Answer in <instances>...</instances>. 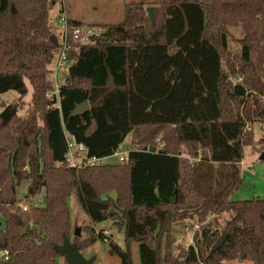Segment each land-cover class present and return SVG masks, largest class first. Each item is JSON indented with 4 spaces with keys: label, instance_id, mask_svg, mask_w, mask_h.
<instances>
[{
    "label": "trees",
    "instance_id": "trees-1",
    "mask_svg": "<svg viewBox=\"0 0 264 264\" xmlns=\"http://www.w3.org/2000/svg\"><path fill=\"white\" fill-rule=\"evenodd\" d=\"M55 3L0 0V96L32 89L26 116L14 103L0 110V249L11 253L0 264H57L65 238L83 251L107 237L92 226L105 220L123 230L124 246L108 241L121 264H134L133 240L140 264H264V199L230 198L252 125L264 122V0H153L155 23L131 3L90 43L72 33L90 25L68 16L72 63L59 98L47 95L61 49L50 39ZM84 100L90 110L72 116ZM66 134L90 157L127 139L134 148L127 162L65 169ZM43 189L46 202L34 203ZM72 192L90 219L82 240L71 238ZM189 218L200 227L194 244H174L175 224Z\"/></svg>",
    "mask_w": 264,
    "mask_h": 264
},
{
    "label": "rangeland",
    "instance_id": "rangeland-1",
    "mask_svg": "<svg viewBox=\"0 0 264 264\" xmlns=\"http://www.w3.org/2000/svg\"><path fill=\"white\" fill-rule=\"evenodd\" d=\"M153 0H56L54 7L50 11V23L54 30V34L61 42V28L57 27L59 14L62 11L67 10L74 19L86 22L93 28L94 32H99L103 25L114 24L122 22L125 14V7L131 3L143 2L146 4V12L148 7L154 6ZM148 14V12H147ZM233 37L229 41V48L231 52L241 53L240 44L237 38L241 37V31L239 29H231ZM55 59L51 63L50 68L56 67L58 61V52L54 55ZM69 64H65L57 74H49V83L55 88L64 85L68 77ZM31 86H29V94L22 98L15 90H10L2 93L0 96V110L4 105L15 104L19 107V113L26 116L31 110ZM254 142L250 145L244 146V158L239 163L238 167L241 173V180L239 185L234 189L230 198L234 201H240L243 199L262 198L264 199V150H261V140L264 139V122L255 120L252 125ZM120 148L132 149L134 145L130 142V139L125 141V144ZM184 152L186 150L183 149ZM108 163H118L119 159L112 155L106 159ZM29 181H26L19 188V195L23 197L26 193ZM68 199L70 212L72 213V237L75 232L79 235L80 240L84 239L86 233L83 227L90 222L89 216L86 212H83L78 197L75 192L70 194ZM33 202L36 204H42L46 202L45 190L43 189L40 194L33 198ZM213 216H209L206 221L212 219ZM228 217L227 214H223L219 217V224L223 226L224 221ZM97 232H104L108 240L97 239L92 245L86 247L81 251L85 258H94V264H121L120 258L117 255H113L109 252V240H114L118 245L124 246V233L121 228H118L110 220H105L101 223L92 224ZM199 225L193 219H184L181 223L175 224L176 240L175 243H181L187 247L190 240H193V234L196 229H199ZM106 230L108 233H106ZM132 254L134 264H140L139 258V245L133 240L131 241ZM65 257L62 255L58 259L57 264H63ZM225 264H252L250 261L238 260L226 261Z\"/></svg>",
    "mask_w": 264,
    "mask_h": 264
},
{
    "label": "built area",
    "instance_id": "built-area-1",
    "mask_svg": "<svg viewBox=\"0 0 264 264\" xmlns=\"http://www.w3.org/2000/svg\"><path fill=\"white\" fill-rule=\"evenodd\" d=\"M67 20H68V15L62 11V13L59 14V19L57 22L58 23L57 27L61 28V42H60L61 49L58 52V61L56 67L52 69V73L54 75H56L57 71L60 70L65 64H69L70 66L72 63L69 57H67V54L71 47L68 41L69 26ZM72 33L74 35V38L76 40L81 41L82 43H90L92 41L91 37L98 34V32L97 33L94 32L93 28L90 26L74 27ZM51 87L52 90H48L47 95L49 97H53L54 95H56L57 98H59V92H58L59 87L55 88L54 90L52 85ZM66 143H68V147L64 159L62 160L63 162L61 163V165L65 169L67 168L81 169L84 168V166H90V167L99 166L102 163H105L104 159L108 158V157L100 158L96 156H92V157L88 156L87 154L88 151L85 144L76 142L73 136L69 134H66ZM123 145H121L120 148H123L122 147ZM120 148L113 155H115L119 159V162H127L129 160L128 155L130 149L127 148L122 150ZM20 206L23 210H27L29 208V205L26 204L25 202H21ZM106 233H108L107 230ZM104 240L107 241L108 238L105 237ZM189 243L194 244L192 239L190 240ZM10 257H11V253L8 249H0V259L2 258L8 260L10 259Z\"/></svg>",
    "mask_w": 264,
    "mask_h": 264
},
{
    "label": "water",
    "instance_id": "water-1",
    "mask_svg": "<svg viewBox=\"0 0 264 264\" xmlns=\"http://www.w3.org/2000/svg\"><path fill=\"white\" fill-rule=\"evenodd\" d=\"M148 15L150 19L155 23V6H150L147 9ZM50 39L55 43L58 44V40L56 38L55 34H52L50 36ZM229 83L231 81L229 80ZM15 104V102H14ZM90 110L89 103L87 100L82 101V103L75 106L74 110L71 112L72 116H80ZM155 150V147H150L149 151L152 152ZM2 222L0 220V226ZM29 229V226H27V230ZM61 255L65 257V260L67 264H94V258L88 257L85 258L80 250V247H78L75 243L71 242L70 239L65 238L63 243L61 245L57 246ZM238 259L242 262L243 259L241 257H238Z\"/></svg>",
    "mask_w": 264,
    "mask_h": 264
},
{
    "label": "crops",
    "instance_id": "crops-1",
    "mask_svg": "<svg viewBox=\"0 0 264 264\" xmlns=\"http://www.w3.org/2000/svg\"><path fill=\"white\" fill-rule=\"evenodd\" d=\"M63 12H65L68 16H70L71 18H73L72 17V15L67 11V10H65V11H63ZM56 35V34H55ZM57 36V35H56ZM58 37V36H57ZM59 38V37H58Z\"/></svg>",
    "mask_w": 264,
    "mask_h": 264
}]
</instances>
